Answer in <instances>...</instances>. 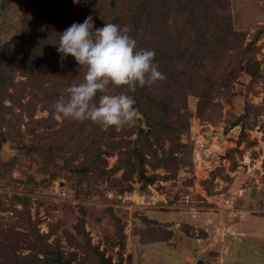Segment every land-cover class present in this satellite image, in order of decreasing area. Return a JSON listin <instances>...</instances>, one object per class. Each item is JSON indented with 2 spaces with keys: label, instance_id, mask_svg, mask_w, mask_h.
<instances>
[{
  "label": "rangeland",
  "instance_id": "374dc122",
  "mask_svg": "<svg viewBox=\"0 0 264 264\" xmlns=\"http://www.w3.org/2000/svg\"><path fill=\"white\" fill-rule=\"evenodd\" d=\"M111 2L0 0V264H264V0H227L228 19L202 37L177 5L158 3L151 27L126 17L163 74L144 94L183 106L155 135L140 111L130 127L57 114L55 94L77 81L70 58L60 66L73 78L28 72L46 70L27 53L42 38L94 4L100 27Z\"/></svg>",
  "mask_w": 264,
  "mask_h": 264
},
{
  "label": "clouds",
  "instance_id": "9594fccd",
  "mask_svg": "<svg viewBox=\"0 0 264 264\" xmlns=\"http://www.w3.org/2000/svg\"><path fill=\"white\" fill-rule=\"evenodd\" d=\"M75 4L77 0H72ZM91 15L82 22H72L59 33L57 52L63 59L70 54L77 65L85 66L83 78L67 87L53 104L54 111L76 121L91 120L102 126H132L139 117L135 101L125 92L102 94L107 85H126L127 92L137 86L163 79L151 49L137 48L127 26L105 22L94 27Z\"/></svg>",
  "mask_w": 264,
  "mask_h": 264
},
{
  "label": "trees",
  "instance_id": "16d2710c",
  "mask_svg": "<svg viewBox=\"0 0 264 264\" xmlns=\"http://www.w3.org/2000/svg\"><path fill=\"white\" fill-rule=\"evenodd\" d=\"M117 0H112L111 5V14L112 18L107 19L106 21L102 22L100 26H103L105 22H111L115 23L121 27L126 25V17L131 18L133 21L142 24L144 18L145 20H148V23L150 24V27L153 26L156 22L155 18L157 17V5L160 3L161 8H171L172 6H176L178 10L180 9H186L187 11V17L186 20H189L192 24L191 29H196V36L200 35V37L207 35L209 36L212 32H218L221 29V21L228 19V16L224 17V14L226 12L227 7L225 6L227 0H122V4H125V8H121L117 3ZM220 3H222V6H220ZM95 4L85 8L83 10H80L75 13L73 16V20L77 23L82 22L83 19L88 16V15H93V11L95 8ZM119 7V11L116 12V9ZM221 8V9H220ZM101 12H103V8H99ZM174 13L177 14V9L174 11ZM182 15V13H181ZM220 16V17H219ZM182 18V17H181ZM221 18V19H219ZM76 19V20H75ZM73 21V22H74ZM196 22V23H195ZM72 22H70V19H68L66 27L70 25ZM188 25V24H187ZM149 28V26H148ZM154 32V31H153ZM149 33V32H146ZM152 33V32H151ZM128 34L135 39L136 41V47L139 49L140 43L139 40H137L138 37H141V34L139 35L138 32H136V36L134 37L130 32ZM50 35V34H49ZM152 35V34H148ZM151 37V36H150ZM54 40V39H53ZM49 39L48 37L42 38V43L38 42L37 51L38 53L35 52V50H32V48L27 52L33 56L38 57L41 59L39 62H44V65L46 66V70H41L38 66H34V68H31L28 72L33 73L37 70L40 74H46L47 71L50 70H56V74L60 75L59 77L62 76V78H73L71 73H62V66H60L62 59L60 58V53L57 52V40L58 38L56 37V41ZM51 49L56 52L55 54L51 53ZM189 49H180V48H172V53L173 55H179L177 58L178 60H183L184 59V64L185 65H190L192 60H195L197 58V49L194 54V58H192V55L189 54ZM195 48L192 50V54L194 53ZM205 54V52H203ZM72 59L73 61L74 58L68 54L66 55L63 59ZM45 60V61H42ZM50 64V65H47ZM73 69H74V77L77 78V81L75 83H78L82 80L83 75H84V70L80 65H77V63L73 64ZM6 80L0 78V85H6ZM152 84V83H151ZM151 84H147L150 88ZM52 85H55L52 83ZM72 85V84H71ZM63 89L62 91L56 89L55 91L62 92V93H56L55 96L59 97L61 94H65L64 90L70 86L69 82L68 83H63L62 84ZM124 87H127L126 85H123ZM15 85H13V88ZM43 85L39 86V90H43ZM143 86H137L134 92L129 93L135 101L134 107L140 111V113L144 116V125L151 133L152 135L156 134V130H161V131H171V128L169 127L168 120H167V112L168 110H174L177 113H179V108L182 106L179 100L175 98H168L167 95L161 96L158 94L157 96L155 95H150L149 93H145V89H143ZM168 91L164 90L163 92ZM126 93V92H125ZM127 94V93H126ZM101 95L100 92H97L96 97H99ZM145 98V99H144ZM144 100L143 105H149L150 109H154L155 115H154V120L152 121L150 119V116H148L149 110L147 108H142L143 105L140 104L139 102ZM183 107V106H182ZM6 106L4 105L3 101H0V111L5 110ZM156 111L159 112V114L156 115ZM140 131H144L142 126L140 125L139 127ZM143 136H146V132L141 133Z\"/></svg>",
  "mask_w": 264,
  "mask_h": 264
},
{
  "label": "water",
  "instance_id": "95a60500",
  "mask_svg": "<svg viewBox=\"0 0 264 264\" xmlns=\"http://www.w3.org/2000/svg\"><path fill=\"white\" fill-rule=\"evenodd\" d=\"M57 264H71L70 262H60L58 259H56ZM105 264H121V262L118 263H110V262H105ZM200 264V263H197Z\"/></svg>",
  "mask_w": 264,
  "mask_h": 264
}]
</instances>
